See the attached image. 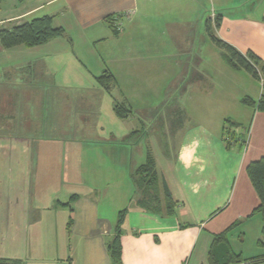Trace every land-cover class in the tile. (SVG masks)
<instances>
[{
  "label": "crops",
  "instance_id": "0c3cea01",
  "mask_svg": "<svg viewBox=\"0 0 264 264\" xmlns=\"http://www.w3.org/2000/svg\"><path fill=\"white\" fill-rule=\"evenodd\" d=\"M45 15L62 36L0 45V231H15L0 263L114 264L108 245L127 209L122 264H214V236L228 229L234 255L264 264L247 172L264 157V111L242 102H258L264 81L232 68L207 31L211 20L264 59V0H32L0 24ZM148 154L172 215L138 203Z\"/></svg>",
  "mask_w": 264,
  "mask_h": 264
},
{
  "label": "trees",
  "instance_id": "16d2710c",
  "mask_svg": "<svg viewBox=\"0 0 264 264\" xmlns=\"http://www.w3.org/2000/svg\"><path fill=\"white\" fill-rule=\"evenodd\" d=\"M5 0H0V4ZM221 16H218L216 26L220 25ZM207 31L212 42L224 51V57L227 63L234 69L244 70L250 74L254 79L258 81H264V59L257 55L254 51L249 50L246 53L239 51L235 46L227 41L219 38L213 31L212 21L207 22ZM64 34L62 27H57L53 24L51 16L45 15L42 17L34 18L30 21H25L14 25L11 28H0V45L5 48L14 47L17 45L34 46L43 44L50 39L60 37ZM100 82L105 86L111 84L114 81V77L110 72H105L103 76L99 78ZM109 88V87H108ZM242 102L246 105L257 106L258 110L264 111V94L261 96L258 102L249 97L242 99ZM127 109L123 106L117 105L116 112L119 116L126 115ZM237 125L230 120H226L224 127V137L228 145L236 141ZM229 137V140L227 139ZM247 172L251 179V182L259 197V205L255 208L254 213H259L264 219V157L252 161L247 166ZM145 174L142 179H136L135 183L139 192V205L142 207L162 213V207L156 204L152 205L154 201H160V186L159 178L156 170V164L154 158L148 154L147 161L144 163L136 174ZM159 189L158 195H149L150 191ZM166 199V214H174V206L171 201L170 193L165 188ZM127 209L120 211L118 215V222L116 228V235L111 243L108 245V250L114 264H122V246H121V226L125 220ZM225 232L216 234L214 236V243L212 246L211 256L214 260V264H252L262 261L263 258L251 259L248 262L240 257V255H234L228 244L227 233ZM263 244L262 241H260ZM218 255V259H217Z\"/></svg>",
  "mask_w": 264,
  "mask_h": 264
},
{
  "label": "rangeland",
  "instance_id": "374dc122",
  "mask_svg": "<svg viewBox=\"0 0 264 264\" xmlns=\"http://www.w3.org/2000/svg\"><path fill=\"white\" fill-rule=\"evenodd\" d=\"M31 6H32V0H5L4 2L0 4V20L8 18L10 16H14L22 11L27 10ZM9 25H10L9 22H4L0 24V27H8ZM143 177H145V174H142V173L136 174V179L140 180ZM155 194L156 195L159 194V189L158 191L153 190L149 192V195H155ZM159 195H160V201H154L151 204L152 205L156 204L157 206L164 208V206H166V203H164V196L161 192ZM14 232L15 231L11 230L10 226L8 225H6V229L2 228V231H0V253L3 252L4 254H9L8 252L11 249L10 244H9L11 241V238L9 236H11V234H13ZM251 243H252V235L248 239L245 247H247V249L251 248L252 247Z\"/></svg>",
  "mask_w": 264,
  "mask_h": 264
},
{
  "label": "built area",
  "instance_id": "2783aa9c",
  "mask_svg": "<svg viewBox=\"0 0 264 264\" xmlns=\"http://www.w3.org/2000/svg\"><path fill=\"white\" fill-rule=\"evenodd\" d=\"M127 17H130V13H127ZM113 26L115 28V30L117 31H121L124 24H123V16L117 17L116 20L113 23ZM227 139L229 140V137H227Z\"/></svg>",
  "mask_w": 264,
  "mask_h": 264
}]
</instances>
